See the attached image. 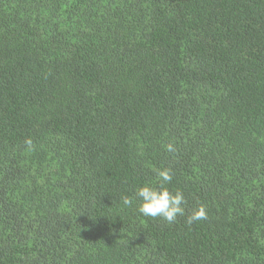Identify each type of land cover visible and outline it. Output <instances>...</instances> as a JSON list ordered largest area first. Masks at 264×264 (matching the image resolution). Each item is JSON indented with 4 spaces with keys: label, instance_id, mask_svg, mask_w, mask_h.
I'll use <instances>...</instances> for the list:
<instances>
[{
    "label": "trees",
    "instance_id": "trees-1",
    "mask_svg": "<svg viewBox=\"0 0 264 264\" xmlns=\"http://www.w3.org/2000/svg\"><path fill=\"white\" fill-rule=\"evenodd\" d=\"M0 264H264V0H0Z\"/></svg>",
    "mask_w": 264,
    "mask_h": 264
},
{
    "label": "clouds",
    "instance_id": "clouds-1",
    "mask_svg": "<svg viewBox=\"0 0 264 264\" xmlns=\"http://www.w3.org/2000/svg\"><path fill=\"white\" fill-rule=\"evenodd\" d=\"M31 144V141H26ZM167 151H174L171 144L167 145ZM157 176L160 178L159 186L144 184L136 189L135 196L138 199L137 211L145 217L160 218L171 224L176 221L177 216H183L185 209L183 204L185 197L182 191L172 192L167 185L171 183L173 177L170 169L157 170ZM121 202L124 206L132 204V199L128 196H122ZM206 209L200 205L193 209L192 213L187 217V223H193L206 219Z\"/></svg>",
    "mask_w": 264,
    "mask_h": 264
}]
</instances>
